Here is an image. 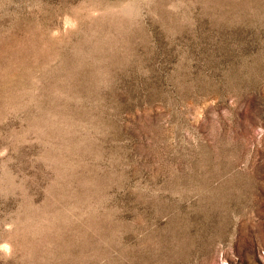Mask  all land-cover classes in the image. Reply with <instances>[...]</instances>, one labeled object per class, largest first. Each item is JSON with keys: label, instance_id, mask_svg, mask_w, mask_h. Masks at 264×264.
Here are the masks:
<instances>
[{"label": "rangeland", "instance_id": "obj_1", "mask_svg": "<svg viewBox=\"0 0 264 264\" xmlns=\"http://www.w3.org/2000/svg\"><path fill=\"white\" fill-rule=\"evenodd\" d=\"M0 264H264V0H0Z\"/></svg>", "mask_w": 264, "mask_h": 264}]
</instances>
